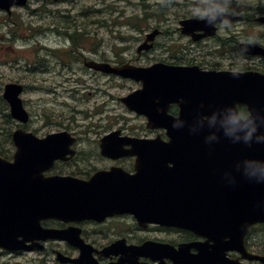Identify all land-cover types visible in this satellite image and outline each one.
Masks as SVG:
<instances>
[{
	"label": "water",
	"instance_id": "1",
	"mask_svg": "<svg viewBox=\"0 0 264 264\" xmlns=\"http://www.w3.org/2000/svg\"><path fill=\"white\" fill-rule=\"evenodd\" d=\"M26 1L0 0V8L9 10L13 5H25ZM193 22L185 21L182 25L192 27ZM112 71L141 82L142 88L122 101L130 111L145 115L151 123L160 122L154 124L156 127H166L167 136L179 151L168 152L162 162L156 153H148L139 159L133 176L112 170L99 172L89 181L70 176L45 177L43 173L56 159L74 154L69 149L74 138L66 131L39 139L32 133L15 130L12 141L16 150L12 160L0 156V247L32 250L39 247V241L70 236L76 238L69 242L71 245L86 251L90 247L79 238L78 229L50 230L43 228L41 222L100 221L115 214L133 215L140 225H173L212 238L214 245L209 253L218 257L241 243L250 225L264 222V208L255 206L264 199V185L244 180L239 174H235L236 184L229 185L226 182L230 176L223 177V172L230 170L233 161L242 156L264 155V145L247 149L224 139L205 145L203 135L207 130L190 134L186 127L173 129L170 126L173 119L166 115V110L176 103L180 117L194 123L199 112L207 113L224 104L264 106V75L246 72L234 76L229 72L207 73L196 67L162 64ZM22 90L19 84H6L3 98L9 104L11 117L27 123L29 116L19 98ZM118 134L113 132L105 139H116ZM167 161L174 167L164 166ZM176 187L179 190H173ZM117 246L114 244L109 250ZM142 248L125 246L121 251L133 258L141 255ZM199 248L203 254L208 251L204 246ZM57 254L62 262L79 264L82 259ZM258 259L264 264V258Z\"/></svg>",
	"mask_w": 264,
	"mask_h": 264
},
{
	"label": "flooded vegetation",
	"instance_id": "2",
	"mask_svg": "<svg viewBox=\"0 0 264 264\" xmlns=\"http://www.w3.org/2000/svg\"><path fill=\"white\" fill-rule=\"evenodd\" d=\"M71 6L74 4V8L78 7L77 1L80 0H61ZM197 0H172L173 9L178 11L183 7H188L189 11L175 12L172 14L169 20L162 21L160 17H157L156 21H150L151 24L146 27L140 25L138 34L141 35L137 40L135 46V52L132 53L131 47H125L120 49L118 53L115 51L114 45L102 43L100 46L97 43L95 47L92 44H85L81 47L73 45L74 37L72 34L83 32L84 29L92 32L91 35H87L93 40L99 39V29L104 30L107 34L111 33L112 24H114V16L112 13L105 14L98 11H90V26L79 27L77 22L73 25L77 27V30L72 27H60L63 25L60 20L53 19L47 22L46 29L52 34L53 41L57 43L58 39L55 35L65 37L64 43L58 44L57 48L60 49V53L50 59V56L54 53L49 51L43 61H48L43 65H38L34 68V71L45 72L48 71L52 75L48 76L53 81L55 78L60 79L62 82H81L85 77L86 72H90L89 80H93L94 83L102 82H115L126 81L113 74H105L100 72L97 68L98 65H131L135 67H147L155 62H162L168 65L178 66H198L201 69L207 71H259L264 73V54H256L252 52L251 46L248 49L249 58L246 62L238 64L234 62L229 53L233 49V45L237 44L239 40L254 37L257 43L256 46L264 51V21H260L264 17V0H261L255 4H243L242 0H235L233 6L236 19L231 21V25L228 28L217 27H204L203 25L194 26L192 29L187 30L188 33H183V27H180V21L188 18H196L193 14V7L197 4ZM246 5V6H245ZM245 7V8H244ZM72 10V9H71ZM69 11V10H67ZM73 12V11H72ZM120 13V12H119ZM77 14V10L75 11ZM81 14L78 12V15ZM65 15V14H64ZM154 15H157L155 13ZM67 16V15H65ZM10 17V15H8ZM68 17V16H67ZM99 18H102L99 21ZM55 20V21H54ZM14 23V22H13ZM101 23L102 27H99ZM110 23L111 25H108ZM172 24V26H168ZM6 27L1 25V30L4 31ZM61 29L63 31H61ZM159 30V34L156 37L153 45L146 49L143 47L147 36L153 30ZM67 30L70 34L65 32ZM8 34L14 36L11 29H6ZM88 34L85 32V35ZM161 40V42H158ZM69 41V42H67ZM167 44H171L172 47L168 49ZM131 49V50H130ZM155 52V54H152ZM53 59V60H52ZM46 61V62H47ZM80 66H75L74 64ZM47 67H45L46 65ZM97 65V66H96ZM45 67V68H44ZM55 68V69H54ZM55 88H49V92L58 94V89L61 87L59 83L55 85ZM25 87V86H24ZM169 114L176 116L178 114L177 106H171L168 110ZM162 142H167L168 139L162 138ZM79 142H85V140H78ZM100 139L93 140L91 144H84L78 146V143L74 145L76 155L74 160H70L66 163L75 164L76 171L72 174L80 179H88L93 173L98 170H108L111 167H121L129 173H133L135 157L131 156L132 147L130 142L125 143L118 152H123L125 155L119 157L116 160L108 159L101 155ZM84 146H91V150L84 149ZM51 174H68L63 170H56L46 175ZM47 227L54 228H66L64 225L56 221H48L44 224ZM80 228V236L85 243L90 244L94 251L91 252L90 262L94 264H117L121 259V253L119 251L106 252L104 249L114 242H120L125 245L137 244L140 245L146 241H153L155 243L167 244L166 248H160L154 252H146L142 257H139L134 261L135 264H179L177 258L182 256L187 263L196 264L200 261L196 260L198 251L190 247L189 250L178 252L173 249H177L180 244H193L196 242L204 241V239L195 236L192 232L179 229L176 227H167L160 225L149 224L145 227H140L135 219L130 215H116L104 219L101 222L84 221L76 225ZM212 242H209L210 245ZM244 249L251 258L242 257V253L237 251H228L225 257L229 261H234L236 264H260L257 260L252 259L253 255H264V226L254 225L250 227L248 233L244 237ZM60 251L63 255L70 258H77L80 255V251L74 248H69L66 242L55 241L47 242L42 245L41 251L37 252L42 260H30L23 258L24 255L35 254L23 253V252H7L0 249V264H48L49 258H53L52 264H60L55 258V252ZM184 256L189 257L185 259ZM9 259L7 262L4 259ZM154 258V259H153ZM13 260V261H11ZM204 262V261H203ZM205 263V262H204ZM62 264V263H61ZM123 264H128V261H123ZM231 264V263H230Z\"/></svg>",
	"mask_w": 264,
	"mask_h": 264
},
{
	"label": "rangeland",
	"instance_id": "3",
	"mask_svg": "<svg viewBox=\"0 0 264 264\" xmlns=\"http://www.w3.org/2000/svg\"><path fill=\"white\" fill-rule=\"evenodd\" d=\"M243 4H255L261 0H242ZM142 2L154 3L155 0H80L77 1L78 7L74 8V4L67 6L65 2L58 3H43L38 0H30L24 8L13 10V14L10 17H5L0 14V48H5L4 52L0 49V82L4 85L9 82L19 81L26 86V93L22 96L24 105L27 111L31 115V122L28 126L30 131L36 132L42 136L46 133L55 131L58 129L57 126L64 124L70 126L71 133L75 134L80 140H85L87 144H91L93 140L100 138L104 133L101 127L107 129H120L123 133L131 134L135 136H145L147 130L145 128V121L143 118L129 113L124 105L120 102V98L126 96L129 92L136 88L135 83L129 81H115V82H102L94 83L93 80H89L90 72H86L85 77L81 82H62L60 79L55 78L54 81L48 77L52 74L46 71L44 74L36 72L33 74V68L27 66L28 63H34L36 61L37 54L41 51V48H57L58 44L64 45L66 40L65 37L58 38L57 43L53 41V36L48 30L43 27L46 26L47 22L52 21L50 16L57 15L60 18V27H74V23H79V27L90 26L91 17H87L91 10H101L105 14L112 13L114 18L119 17L115 11H121L124 17L134 16L140 13L141 9L144 8ZM197 2V1H195ZM160 4V0H158ZM72 9V10H71ZM111 9L115 11H111ZM69 10V11H67ZM77 10V14L75 11ZM150 10H158V14L161 12L164 15L172 16L175 12L189 11L188 7H183L176 11L172 9V6L156 9L151 7ZM73 11V12H72ZM78 12L79 14L78 16ZM67 16H65V15ZM86 14V15H85ZM180 14V13H179ZM14 20L16 23L23 22L22 25L16 27L17 24L11 27V31L14 36L5 37L2 34L1 25L4 20ZM102 18H99V21ZM55 21V20H54ZM130 21L131 24H136L135 28L128 25L125 28L121 27L120 22L124 23V19L116 21L118 28H111V33L107 34L104 30L99 29L98 38L93 40L87 38L86 35H91L92 32L84 29L82 32L83 36H76L80 39V42L92 43V47L98 43L99 46L104 44H112L115 47L116 53L120 52L126 46L132 48V53L135 52V44L141 35L138 34L140 31V24L138 20H126ZM101 22V21H100ZM35 26L32 31V35L25 33L28 30V25ZM108 25H111L108 23ZM172 25V24H171ZM99 23V27H102ZM61 29V31H63ZM67 34H70L65 30ZM85 32L88 33L85 35ZM71 36L75 37L74 34ZM21 38H27L29 42H21ZM6 39L3 43L2 40ZM11 39V41H10ZM8 40V41H7ZM39 42V43H38ZM158 42H161L159 40ZM4 46V47H3ZM88 46H90L88 44ZM10 49H12L10 51ZM58 50V49H55ZM131 50V49H130ZM12 51L16 52L17 64L15 66H8L11 63L3 65L6 60H11L13 55ZM58 53V52H57ZM152 54H155L153 52ZM40 55V54H39ZM51 59V58H50ZM53 60V59H52ZM47 61V60H46ZM41 59L40 65L48 63V61ZM80 66L79 64H74ZM59 83L61 87L58 89V94L50 93L49 88H55ZM2 106L0 104V129L8 128L2 119ZM97 113V114H95ZM95 114V115H94ZM87 116H92L91 120L87 119ZM62 128V127H60ZM2 141V140H0ZM85 142H79L78 146L86 144ZM4 145V144H3ZM5 149L6 146L4 147ZM84 149L91 150V146H84ZM9 154V153H6ZM57 169H63L68 172L70 169H74L72 166L58 165ZM23 258L30 260H42L39 254L24 255ZM9 262L8 258L4 259ZM53 258H49V263L52 264ZM13 261V260H11Z\"/></svg>",
	"mask_w": 264,
	"mask_h": 264
},
{
	"label": "clouds",
	"instance_id": "4",
	"mask_svg": "<svg viewBox=\"0 0 264 264\" xmlns=\"http://www.w3.org/2000/svg\"><path fill=\"white\" fill-rule=\"evenodd\" d=\"M170 3L171 0H160L161 7H167ZM234 4L235 0H197L193 14L203 20L207 26L228 28L235 15ZM256 43L254 37L239 40L233 45L229 53L230 58L238 64L246 62L249 58V46ZM233 75L237 74L233 73ZM181 102H183L182 98ZM170 126L173 129L186 127L190 134H200L207 130L203 135V142L208 146L224 139L231 144L253 149L256 145H264V106L224 104L207 113L199 112L194 123H189L177 115ZM235 174H239L242 179L251 183L264 185V155H245L233 161L231 169L223 172V177L230 176L227 184H236ZM255 206L264 208V199L258 200Z\"/></svg>",
	"mask_w": 264,
	"mask_h": 264
},
{
	"label": "trees",
	"instance_id": "5",
	"mask_svg": "<svg viewBox=\"0 0 264 264\" xmlns=\"http://www.w3.org/2000/svg\"><path fill=\"white\" fill-rule=\"evenodd\" d=\"M144 9H147V8H144ZM0 102H2V104H3V109L1 111H2V117H3L4 124L6 126L9 124L8 128L0 129V137L2 139V141H0V155L6 156V153H9V150H6V149L3 150L2 147H3V144H5V143H7L8 146H11V144H10L11 119L9 117V114L7 113V108H6L5 102L1 101V98H0Z\"/></svg>",
	"mask_w": 264,
	"mask_h": 264
}]
</instances>
